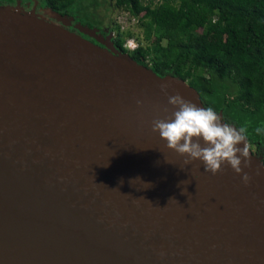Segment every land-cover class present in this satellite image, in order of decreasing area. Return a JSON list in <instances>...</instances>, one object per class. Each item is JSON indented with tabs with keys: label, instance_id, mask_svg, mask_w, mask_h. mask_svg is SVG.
<instances>
[{
	"label": "water",
	"instance_id": "95a60500",
	"mask_svg": "<svg viewBox=\"0 0 264 264\" xmlns=\"http://www.w3.org/2000/svg\"><path fill=\"white\" fill-rule=\"evenodd\" d=\"M0 264H264V163L182 77L0 5Z\"/></svg>",
	"mask_w": 264,
	"mask_h": 264
},
{
	"label": "trees",
	"instance_id": "16d2710c",
	"mask_svg": "<svg viewBox=\"0 0 264 264\" xmlns=\"http://www.w3.org/2000/svg\"><path fill=\"white\" fill-rule=\"evenodd\" d=\"M76 1L49 3L70 12ZM90 4L92 14L99 15L97 5H104L138 17L149 48L140 43L127 47L125 39L133 32L123 33L119 27L116 47L159 75H177L195 87L206 107L221 113L264 163V0H90Z\"/></svg>",
	"mask_w": 264,
	"mask_h": 264
},
{
	"label": "flooded vegetation",
	"instance_id": "af4514ba",
	"mask_svg": "<svg viewBox=\"0 0 264 264\" xmlns=\"http://www.w3.org/2000/svg\"><path fill=\"white\" fill-rule=\"evenodd\" d=\"M0 4L11 6L23 12L34 13L39 17L63 24L102 46H107V43L117 46L116 34H110L111 17L107 9L103 7L104 5H97L99 15H96L90 13V10L74 9L73 6L69 9L70 12L60 10L53 7L49 0H0ZM58 15L65 16V18L63 19ZM81 28H86L87 31Z\"/></svg>",
	"mask_w": 264,
	"mask_h": 264
},
{
	"label": "rangeland",
	"instance_id": "374dc122",
	"mask_svg": "<svg viewBox=\"0 0 264 264\" xmlns=\"http://www.w3.org/2000/svg\"><path fill=\"white\" fill-rule=\"evenodd\" d=\"M91 7L90 0H77L73 8L74 9H79V10H89ZM110 19H111V28H110V34L115 35L117 33V28L119 27L121 31L126 32L130 30L133 32L132 36H128L125 39V43L127 42L128 39L134 38L135 43L137 42L138 44L140 43L143 45L145 48H149L150 42L144 39V33L143 29L138 25L139 19L138 17L132 15L129 11L123 8H113L112 10H107ZM211 39L215 38V34L213 32H210L209 34ZM138 37V38H137ZM154 39V36L152 37ZM197 80L200 81V76L197 74L195 76Z\"/></svg>",
	"mask_w": 264,
	"mask_h": 264
},
{
	"label": "built area",
	"instance_id": "2783aa9c",
	"mask_svg": "<svg viewBox=\"0 0 264 264\" xmlns=\"http://www.w3.org/2000/svg\"><path fill=\"white\" fill-rule=\"evenodd\" d=\"M125 45L131 49L136 48L138 46V43L134 41V38L128 39Z\"/></svg>",
	"mask_w": 264,
	"mask_h": 264
}]
</instances>
